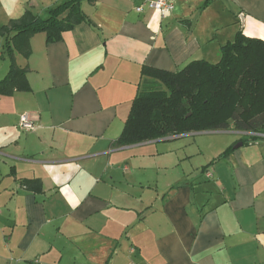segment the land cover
I'll return each instance as SVG.
<instances>
[{
    "label": "crops",
    "instance_id": "0c3cea01",
    "mask_svg": "<svg viewBox=\"0 0 264 264\" xmlns=\"http://www.w3.org/2000/svg\"><path fill=\"white\" fill-rule=\"evenodd\" d=\"M65 1L0 0V28ZM144 1L83 0L87 21L32 35L27 56L0 35V82L12 60L29 86L0 94V264H264V140L116 145L144 67L215 64L239 31L264 41V0H170L164 17Z\"/></svg>",
    "mask_w": 264,
    "mask_h": 264
},
{
    "label": "trees",
    "instance_id": "16d2710c",
    "mask_svg": "<svg viewBox=\"0 0 264 264\" xmlns=\"http://www.w3.org/2000/svg\"><path fill=\"white\" fill-rule=\"evenodd\" d=\"M82 1L66 0L46 20L26 12L1 27L0 35H11L9 55L16 51L27 56L28 40L36 33L55 42L74 25L87 21ZM14 90L27 91L29 86L24 72L11 60L9 73L0 82V94ZM229 128L264 132V41L246 37L241 31L221 47L215 64L192 61L175 73L144 67L140 89L116 145ZM29 184L25 181L24 188H30Z\"/></svg>",
    "mask_w": 264,
    "mask_h": 264
},
{
    "label": "built area",
    "instance_id": "2783aa9c",
    "mask_svg": "<svg viewBox=\"0 0 264 264\" xmlns=\"http://www.w3.org/2000/svg\"><path fill=\"white\" fill-rule=\"evenodd\" d=\"M151 9L158 13L161 17L171 13L174 9V5L170 0H145L143 5L136 8L137 12H142L144 8ZM18 127L23 131H33L35 129L34 124L30 121L28 116L21 115L19 118ZM251 141L264 140V132L259 131H243L242 132ZM210 173H207V177H210Z\"/></svg>",
    "mask_w": 264,
    "mask_h": 264
},
{
    "label": "rangeland",
    "instance_id": "374dc122",
    "mask_svg": "<svg viewBox=\"0 0 264 264\" xmlns=\"http://www.w3.org/2000/svg\"><path fill=\"white\" fill-rule=\"evenodd\" d=\"M86 3L84 2L83 4H82V9H85L86 8ZM7 61V60H6ZM0 63H1V60H0ZM6 122H8V123H11V121H6ZM1 123V122H0Z\"/></svg>",
    "mask_w": 264,
    "mask_h": 264
}]
</instances>
